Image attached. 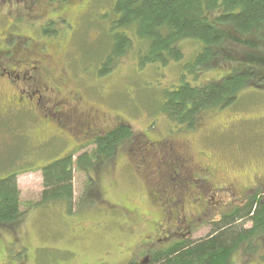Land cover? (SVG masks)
I'll list each match as a JSON object with an SVG mask.
<instances>
[{
	"label": "rangeland",
	"instance_id": "374dc122",
	"mask_svg": "<svg viewBox=\"0 0 264 264\" xmlns=\"http://www.w3.org/2000/svg\"><path fill=\"white\" fill-rule=\"evenodd\" d=\"M60 1L34 0L31 13L10 0L0 3L1 36H12V13H23L16 33L32 31L27 36L34 39L33 44L44 45V65L53 79L47 85L38 79L37 85L54 88L60 82L61 91L51 98L72 102L70 112L78 128L85 130L96 122L94 133H100L126 123L140 139L121 147L107 164L92 172L96 180L92 203L76 215H69L64 203L58 202L34 209L18 225L0 227V264H130L132 256L143 257L142 250H137L142 238L151 236L152 227L162 224L163 219V225L166 218L171 223L167 238L184 233L176 227L202 218L197 203L201 191L196 190L198 183H189L178 192L186 200L185 212L163 216V209L174 206L177 190L171 185L175 182L161 177L159 167L166 176L173 175L160 152L161 141L175 140L177 152L188 156L184 166H208L216 171L219 184L231 180L236 195L226 196L223 213L229 212L230 202L242 205L249 197L247 191L257 188L264 176V88L245 90L226 109L202 113L197 129L169 120L161 105L165 92L177 87L183 75L191 84H202L227 77L232 68L258 65V57L264 55V37L247 35L243 41L248 46L223 44L216 64L201 69L195 80L188 69L202 50L199 41L179 42L183 54L180 61L142 64L137 51L144 53L146 45L129 33L134 50L117 58L110 53V40L116 31L112 32L113 24L108 21L116 17V0ZM17 7L21 10L16 11ZM39 27H44L42 38L37 33ZM223 30L227 39L239 40ZM255 67L256 74L262 76L264 69ZM14 86L5 82L0 90V179L52 163L88 142L82 135L50 144L53 133L42 135L40 118L10 103L9 97L17 96L25 87L23 83ZM219 216L215 207L203 223L216 221ZM160 243L161 251L167 241L163 238ZM254 245L255 253L241 247L231 264H264V237Z\"/></svg>",
	"mask_w": 264,
	"mask_h": 264
},
{
	"label": "trees",
	"instance_id": "16d2710c",
	"mask_svg": "<svg viewBox=\"0 0 264 264\" xmlns=\"http://www.w3.org/2000/svg\"><path fill=\"white\" fill-rule=\"evenodd\" d=\"M113 12L116 17L108 20L112 32L116 31L110 40L112 56L124 57L134 50L129 33L146 45L144 53L137 51L142 64L180 61L179 42L199 41L202 50L188 69L195 80L201 69L216 64L223 44L247 45L243 41L247 35L264 37V0H116ZM223 29L239 40L227 39ZM257 64L232 68L227 77L202 84H191L183 75L177 87L165 92L162 111L169 120L197 129L202 113L226 109L245 90L264 88V74L259 76L255 70V66L264 69V55ZM105 132L52 163L0 179V227L18 225L34 209L52 203H64L69 215L91 204L96 186L92 172L107 164L121 147L140 139L126 123ZM261 188V194L256 195L261 192L257 189L256 196L246 198L220 220L201 224L198 233L175 237L152 254L149 264H231L241 247L255 253L254 243L264 237ZM261 258L264 261V255Z\"/></svg>",
	"mask_w": 264,
	"mask_h": 264
},
{
	"label": "flooded vegetation",
	"instance_id": "af4514ba",
	"mask_svg": "<svg viewBox=\"0 0 264 264\" xmlns=\"http://www.w3.org/2000/svg\"><path fill=\"white\" fill-rule=\"evenodd\" d=\"M4 1L8 0H0V3H3ZM10 2L20 6L23 5L25 10L30 13L33 12L32 9L34 8V0H10ZM61 2L62 1L59 3ZM15 10L20 11L21 9L17 7ZM12 16L13 18L11 19L9 26V28L12 29V36L9 38H3L1 36L3 33L0 32V90L4 88L3 84L5 82L11 87H16L14 84L20 83H23L25 87L19 89L16 94L17 96L15 97H9L7 95L9 99L12 100L10 103L12 105L14 104L16 106L15 108L22 107L25 109H23V111L32 113V115H36L40 118L39 122L41 126H43L41 130L42 135L45 136L53 133L52 137H50V144L55 140L58 142L60 139L63 140L64 138L66 140L70 139L69 136L78 138L82 135L84 136L83 140L85 139V141H90L103 134L105 131L94 133L96 122H93L85 130L78 128L75 120H73V115L70 112L72 110V102L63 100L54 101L53 98H51V95L57 94V90L61 91V88L60 82H58V86H55L54 84V88L44 86V84L47 85L51 82V80H53L50 70L44 65V45L41 44V46H38L33 44L34 39L31 36H27V33L32 31H28L24 35L16 33V31L19 30V21H21L24 14L13 12ZM27 16L30 17V15ZM37 33L39 34V37H44V27H39ZM38 79H41L44 83L40 87L37 85ZM2 96L3 95H0V98ZM97 118L99 119V117ZM48 119L49 121H47ZM158 145L161 147L160 152L164 154V162L168 163L167 171L173 174L172 176H166L161 170L162 167H159L161 177L172 179L171 181L175 182V189L177 190L173 198L174 201L176 200L174 202V206L172 205V207H169L168 210L163 209V216L166 217L169 214L175 217L176 215L179 216L185 212L186 200L184 196L180 198L178 192L185 188L189 183H198L196 190L201 191L197 203L202 209V212L200 213L202 218H198L197 220L193 219L189 223L184 224V226L176 227V230L185 231L184 233H180L182 236L189 235L197 228H200V225L208 218L210 212L215 207H218V212L220 213L218 218L219 220L222 215L227 214L223 213L225 212L223 210L226 209H223V205L226 202L225 198L229 195V193H234L236 195L234 184H232L231 180H226L219 184V181H215L216 176L214 175V172L216 171L213 170L214 172H212L208 166L199 165L196 169L184 166L183 164L189 162L188 156H182L177 152L175 140L173 143L161 141ZM177 153L179 156H177ZM258 185L259 186H257V188L264 187V176L262 177V182ZM257 188L247 191L246 196H249L247 200L254 195ZM230 195L233 196L232 194ZM233 207H236L235 203H228L227 208L229 212ZM176 219L178 222H182L177 217ZM163 222L164 219L162 220V224L157 223L155 227H152L151 236L142 238L143 242L137 250L139 249L138 252H141L142 250L143 257L139 259L136 256H132L129 261L130 264H144L147 260H152V254L161 249L162 243L160 242L163 238H165L168 243L175 237L180 236L179 233H174L167 238L166 231L170 230V228L167 227L170 226L171 223L167 218L165 225H163ZM183 223H185V221H183ZM182 227L185 228L182 230Z\"/></svg>",
	"mask_w": 264,
	"mask_h": 264
}]
</instances>
